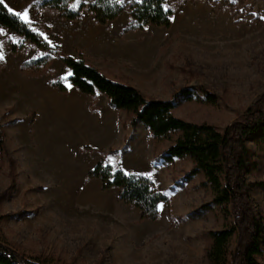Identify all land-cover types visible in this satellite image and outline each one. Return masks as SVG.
<instances>
[{"label": "rangeland", "instance_id": "obj_1", "mask_svg": "<svg viewBox=\"0 0 264 264\" xmlns=\"http://www.w3.org/2000/svg\"><path fill=\"white\" fill-rule=\"evenodd\" d=\"M42 1L6 2L26 12L23 20L57 50L42 71L22 67L48 52L0 28V241L48 264H210L209 232L231 220L217 207L202 209L213 193L202 175L185 181L190 158L162 160L177 135L156 140L144 125L132 128L104 95H84L69 83L62 57L84 60L148 98L170 101L190 91L199 99L178 98L174 114L224 130L264 94V1L166 0L174 11L170 28L129 32L136 0H116L124 11L106 25L87 9L78 21L65 20L40 8ZM205 94L216 103L204 102ZM117 133L122 149L106 147ZM102 161L153 181L168 199L157 220H143L139 208L119 199V189L103 191L98 179H88ZM251 161L257 165H249V194L264 217V189L257 187L264 160L252 155Z\"/></svg>", "mask_w": 264, "mask_h": 264}, {"label": "trees", "instance_id": "obj_2", "mask_svg": "<svg viewBox=\"0 0 264 264\" xmlns=\"http://www.w3.org/2000/svg\"><path fill=\"white\" fill-rule=\"evenodd\" d=\"M71 3L72 0H43L40 8L56 11L68 21H78L82 12L87 9L99 25L115 21L124 11V6L116 0H94L90 4H82L76 10ZM129 14L130 22L124 29L125 32L142 31L149 26L170 28L174 11L167 8L166 0H136L129 6ZM0 28L7 29L36 48L48 52L46 57L24 64V72L42 71L49 65L51 55L57 53L29 23L9 12L2 4ZM22 48L23 45L13 46V51L17 52ZM62 61L72 73L68 79L72 86L90 97L104 95L112 108L127 114L132 128L144 125L156 140H169L172 134L177 135L161 155L162 160L171 165L175 159L190 158L194 166L186 175L185 181L190 182L194 177L202 175L213 193L212 204L204 205L202 209L217 207L226 219L231 220L222 230L209 232L210 264H262L260 258L264 254V217L256 213L253 207L247 176L250 172L249 165L251 170H255L257 165L251 161L252 155L260 161L264 160V94L224 130H219L208 123L188 122L174 114L175 100L178 98L199 99L190 91H179L170 101L148 98L137 88L112 80L84 60L63 56ZM1 65L0 61V67ZM54 85L60 92H67L62 82ZM203 100L210 104L216 103L215 98L206 94ZM251 141L256 147V153L250 148ZM1 145L0 130V147ZM88 179H98L103 191L119 189V199L139 208L143 220H157L159 206L168 202L167 197L156 189L149 177L126 173L105 161L96 165ZM257 187L264 189V183H258ZM0 264L48 262L42 257H28L10 244L0 241Z\"/></svg>", "mask_w": 264, "mask_h": 264}, {"label": "crops", "instance_id": "obj_3", "mask_svg": "<svg viewBox=\"0 0 264 264\" xmlns=\"http://www.w3.org/2000/svg\"><path fill=\"white\" fill-rule=\"evenodd\" d=\"M7 2V0H5V3ZM7 30V29H6ZM9 31V30H8ZM9 32H11V31H9ZM13 33V32H12ZM122 139L121 138H119V134L117 133L113 138L112 137H109L108 139H107V141L105 142V146L106 147H108V146H110V147H118V149H122V146H123V144H122ZM104 146V147H105Z\"/></svg>", "mask_w": 264, "mask_h": 264}, {"label": "snow or ice", "instance_id": "obj_4", "mask_svg": "<svg viewBox=\"0 0 264 264\" xmlns=\"http://www.w3.org/2000/svg\"><path fill=\"white\" fill-rule=\"evenodd\" d=\"M0 4H2L5 8H7L9 12H12L14 15H16L17 17H19L21 19L27 17V15H28L26 12L21 13V12L13 11V9L8 7V5L5 3V0H0ZM0 59H2V57H0Z\"/></svg>", "mask_w": 264, "mask_h": 264}]
</instances>
